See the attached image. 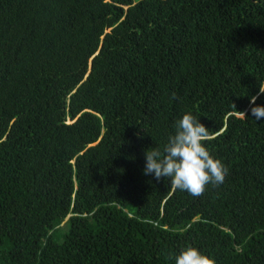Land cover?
Segmentation results:
<instances>
[{"label": "trees", "instance_id": "obj_1", "mask_svg": "<svg viewBox=\"0 0 264 264\" xmlns=\"http://www.w3.org/2000/svg\"><path fill=\"white\" fill-rule=\"evenodd\" d=\"M260 89V0H0V264H264ZM185 112L228 168L197 197L142 172Z\"/></svg>", "mask_w": 264, "mask_h": 264}, {"label": "clouds", "instance_id": "obj_2", "mask_svg": "<svg viewBox=\"0 0 264 264\" xmlns=\"http://www.w3.org/2000/svg\"><path fill=\"white\" fill-rule=\"evenodd\" d=\"M264 6V0H260ZM261 93L264 90L260 89ZM252 96L249 116L264 121V105L255 103ZM208 128L191 112H185L174 123L163 150L145 149L143 175L156 182L167 180L174 190L187 192L193 197L200 196L208 185H220L228 172L223 161L214 157L207 144ZM174 264H215L214 260L196 246H187L175 257Z\"/></svg>", "mask_w": 264, "mask_h": 264}, {"label": "rangeland", "instance_id": "obj_3", "mask_svg": "<svg viewBox=\"0 0 264 264\" xmlns=\"http://www.w3.org/2000/svg\"><path fill=\"white\" fill-rule=\"evenodd\" d=\"M63 224V223H62Z\"/></svg>", "mask_w": 264, "mask_h": 264}]
</instances>
